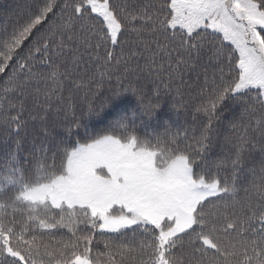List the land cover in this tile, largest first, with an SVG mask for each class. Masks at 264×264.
<instances>
[{
    "label": "snow or ice",
    "instance_id": "6c2138e0",
    "mask_svg": "<svg viewBox=\"0 0 264 264\" xmlns=\"http://www.w3.org/2000/svg\"><path fill=\"white\" fill-rule=\"evenodd\" d=\"M32 110L43 139L0 155L60 160L48 208L20 213L55 219L0 227V264H264V0H22L0 16V119L20 137ZM61 114L75 140H49Z\"/></svg>",
    "mask_w": 264,
    "mask_h": 264
},
{
    "label": "trees",
    "instance_id": "16d2710c",
    "mask_svg": "<svg viewBox=\"0 0 264 264\" xmlns=\"http://www.w3.org/2000/svg\"><path fill=\"white\" fill-rule=\"evenodd\" d=\"M18 2L22 0H0V16L6 15L7 12L14 7ZM134 83L131 87H136L151 97L154 95V91L159 84V81H153V79H145L141 77L138 81L133 78ZM125 87H130L128 84H125ZM161 92L164 94L165 104L164 108L171 116L169 123L174 127H189L191 116H186L181 110L180 114H177L172 108L171 97L168 95L167 91L164 88L163 84H159ZM68 94H66L67 96ZM128 100L133 106L136 105L135 97L128 95ZM147 103V101H146ZM68 108V121L71 120V109ZM44 108L47 109V105H44ZM29 109L31 110V102H29ZM40 115H43L41 113ZM25 119L29 122L27 132H21L20 137H17L13 133L12 128H8L7 125H3L2 119H0V152L7 151L9 147L18 148L21 157H27V149L31 146L34 141L42 140L43 137L39 136L38 133L42 130L39 126V118L37 117L34 110L31 111V114L26 113ZM57 121L55 124H50L47 129V134L50 141H55L59 143L60 140L67 142L69 139L75 140L76 137L73 136L72 129L69 127L68 122L65 121L64 115L61 114L59 117H54ZM89 117L85 116L82 119V124L89 121ZM189 122L186 123L185 121ZM33 121H35L36 126L33 127ZM152 126L156 127L159 130V125L161 121L156 118H153ZM224 132H221V137L224 135ZM220 151V149H217ZM21 157H3L0 155V192H6L10 187L12 189L10 195H0V227H4L8 230H11L13 224L19 225L21 228L24 227L28 220L34 221L38 225H43L50 219H55L51 213H46L45 211H40L38 213L34 212L33 215L28 216L27 220L24 216H21L20 213H27L28 208L36 209L39 206H43L44 209L48 208L47 204H44V198L42 199H27L22 194L23 191L30 186H35L42 183H47L52 181L56 176V169L60 167V160L57 159L56 166L53 171H48L43 164L37 165L36 163L27 164ZM30 159V157H29ZM261 159V153L259 148L254 149L249 156L248 163L249 165L258 164ZM39 179V183H37ZM14 197V198H12ZM27 202L26 206L25 203ZM15 217V219H13ZM31 227V225H28ZM66 231V230H65ZM17 235L16 232H13V238Z\"/></svg>",
    "mask_w": 264,
    "mask_h": 264
},
{
    "label": "rangeland",
    "instance_id": "374dc122",
    "mask_svg": "<svg viewBox=\"0 0 264 264\" xmlns=\"http://www.w3.org/2000/svg\"><path fill=\"white\" fill-rule=\"evenodd\" d=\"M58 177H55L52 181L47 183L38 184L35 186L27 187L23 191V196L27 199H42L49 195L52 190V185L56 183Z\"/></svg>",
    "mask_w": 264,
    "mask_h": 264
}]
</instances>
